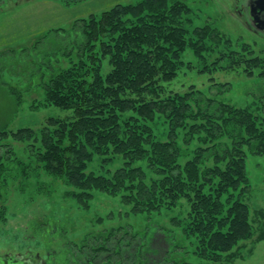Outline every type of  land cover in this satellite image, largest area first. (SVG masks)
Listing matches in <instances>:
<instances>
[{"label":"trees","instance_id":"16d2710c","mask_svg":"<svg viewBox=\"0 0 264 264\" xmlns=\"http://www.w3.org/2000/svg\"><path fill=\"white\" fill-rule=\"evenodd\" d=\"M191 22L185 0L117 4L99 17L82 20L76 42L55 53L72 58L68 66L42 75L44 99L38 103L72 111V119L49 118L38 134L29 128L15 132L0 128V180L4 179L0 198L7 179H29L41 171L70 187L73 191L67 197L84 208L94 192L122 194V203L132 214L148 217L185 199L190 206L187 218L174 225L180 224L186 237L195 238L202 259L231 261L240 242L255 236L249 207L234 193L248 184L245 149L264 156V109L255 115L194 87L181 94L168 91L164 84L185 66L190 69L182 60L187 49L201 59L212 50L216 61L230 60L229 68L245 63L243 71L249 77L255 76L254 68L260 69L258 77H264V61L246 45L235 50L233 41L211 25L191 29ZM210 70L205 65L200 72ZM20 97H15L17 103ZM156 116L167 125L166 141L157 140L149 126ZM179 131L185 133V144L196 139L202 145L183 165ZM9 138L29 143L30 149L31 141L38 140L40 149L31 156L34 167L6 148ZM96 157L107 166L121 159L123 166L111 177L87 172ZM144 161L158 177L151 183L141 167H134ZM206 161L212 166H205ZM153 237L127 228L89 236L75 253L82 259L72 264L100 263L106 261L104 255L120 258L123 264H170L168 258L178 248H169L160 259L150 258ZM256 240H264V232Z\"/></svg>","mask_w":264,"mask_h":264},{"label":"rangeland","instance_id":"374dc122","mask_svg":"<svg viewBox=\"0 0 264 264\" xmlns=\"http://www.w3.org/2000/svg\"><path fill=\"white\" fill-rule=\"evenodd\" d=\"M138 1L0 0V128L13 132L29 128L38 134L49 118L71 120L72 111L38 106L44 99L42 81L46 78L42 80V75L48 76L68 66L72 58L61 55L60 59L55 53H60L59 49L66 44L76 42L82 20L92 15L99 17L117 4ZM185 3L191 10V29L211 25L233 41L235 50L241 51L246 45L253 55L264 61V33L254 31L249 11L242 9L244 1L185 0ZM207 46L212 48L213 44L208 42ZM210 51L201 59L187 49L182 60L190 63V69L185 66L179 70L174 80L164 84L166 89L183 94L194 87L218 102L261 115L264 77L257 76L260 69L254 68L255 76L249 77L243 71L245 63L229 68V59L218 62V55ZM56 59L60 66L55 64ZM205 65L211 70L201 73ZM18 95L20 103L15 98ZM149 126L157 140L166 141L168 128L163 118L156 116ZM184 138L185 133L179 131L177 142L185 153L179 160L181 165L192 159L194 151L202 146L196 139L185 144ZM33 140V149L29 143L15 142L11 138L5 144L14 157L34 167L32 151L37 153L40 143ZM245 154L248 184L241 185L234 194L249 207L255 236L240 242L229 262H212L199 257L195 238L186 237L180 224L174 225L173 222H183L187 218L190 206L185 199L148 217L132 214L131 207L122 203V194L94 192L84 208L67 197L73 191L70 187L40 171L29 179H7L5 182L0 198V264H72L82 259L75 253L84 240L115 228H127L140 236L152 233L150 258L155 260L163 257L169 248H178L171 252L170 264H264V240H256L264 232V218L260 217L264 213V156L251 155L246 149ZM204 165L210 167L212 163L206 161ZM122 166L121 159L107 166L96 157L87 172L111 177ZM134 167L142 168L148 183L158 178L146 161L135 163ZM3 180H0L1 185ZM122 244L125 246L126 241ZM102 258L106 261L96 264H123L120 258L111 259L109 255Z\"/></svg>","mask_w":264,"mask_h":264},{"label":"water","instance_id":"95a60500","mask_svg":"<svg viewBox=\"0 0 264 264\" xmlns=\"http://www.w3.org/2000/svg\"><path fill=\"white\" fill-rule=\"evenodd\" d=\"M249 15L255 28L264 33V0H253L249 5Z\"/></svg>","mask_w":264,"mask_h":264},{"label":"flooded vegetation","instance_id":"af4514ba","mask_svg":"<svg viewBox=\"0 0 264 264\" xmlns=\"http://www.w3.org/2000/svg\"><path fill=\"white\" fill-rule=\"evenodd\" d=\"M244 1V6L242 7V9L244 8V10L249 11V5L253 0H242ZM250 16V15H249ZM253 28L255 29L254 31L259 32L256 28L255 25L253 24Z\"/></svg>","mask_w":264,"mask_h":264}]
</instances>
